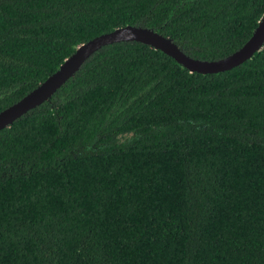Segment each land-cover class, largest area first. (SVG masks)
<instances>
[{
    "label": "trees",
    "instance_id": "1",
    "mask_svg": "<svg viewBox=\"0 0 264 264\" xmlns=\"http://www.w3.org/2000/svg\"><path fill=\"white\" fill-rule=\"evenodd\" d=\"M263 13L264 0H0V111L115 28L215 60ZM0 264H264V46L201 74L108 44L0 129Z\"/></svg>",
    "mask_w": 264,
    "mask_h": 264
},
{
    "label": "water",
    "instance_id": "2",
    "mask_svg": "<svg viewBox=\"0 0 264 264\" xmlns=\"http://www.w3.org/2000/svg\"><path fill=\"white\" fill-rule=\"evenodd\" d=\"M123 41H136L160 50L191 73H218L242 64L262 49L264 46V13L260 17L251 36L241 47L227 56L215 60L193 58L184 53L169 37L143 26L125 25L95 36L78 45L57 69L34 89L18 101L1 110L0 129L10 126L29 110L49 99L98 49L108 44Z\"/></svg>",
    "mask_w": 264,
    "mask_h": 264
}]
</instances>
